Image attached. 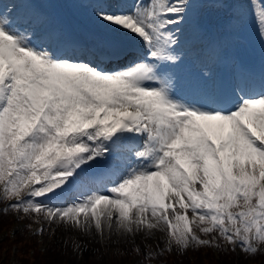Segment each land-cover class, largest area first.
Wrapping results in <instances>:
<instances>
[{
    "label": "snow or ice",
    "instance_id": "obj_1",
    "mask_svg": "<svg viewBox=\"0 0 264 264\" xmlns=\"http://www.w3.org/2000/svg\"><path fill=\"white\" fill-rule=\"evenodd\" d=\"M0 202L74 255L264 254V0H0Z\"/></svg>",
    "mask_w": 264,
    "mask_h": 264
},
{
    "label": "rangeland",
    "instance_id": "obj_2",
    "mask_svg": "<svg viewBox=\"0 0 264 264\" xmlns=\"http://www.w3.org/2000/svg\"><path fill=\"white\" fill-rule=\"evenodd\" d=\"M18 217L14 213H8L3 214L0 212V235L5 234L10 229L11 225H16L18 222L20 223H26V225L23 227L25 228L26 233L29 235L32 234V228L36 225L32 223V220L29 218H23ZM11 221L13 223H11ZM29 225V226H28ZM22 232L20 229L19 233ZM17 234L18 240L22 235ZM36 238V236H34ZM39 240L36 245L43 247V254L41 258H44L45 264H133V261L137 259L134 251H133V245L129 241L128 243H122V244H114L112 243H101L98 240L95 241V246L90 251L86 250L83 252L82 255H74L72 251V244L69 241L68 243L62 242L66 239L65 236H58V234L53 237L51 235L50 231H45L41 237H38ZM32 243V241H31ZM142 246L147 248H152L153 251H158L159 249L155 247L156 241L152 240H143L140 239L139 242ZM33 244V243H32ZM3 245L0 244V248ZM30 244H27V247H30ZM86 248V247H85ZM87 249V248H86ZM194 250H188L185 254H180L178 252H174L172 254V257L169 256L171 264H190L188 262L190 256L193 254ZM231 253V252H230ZM202 256L212 255L210 253H200ZM237 258H231L232 263L231 264H262L263 258H249L237 251L235 253ZM167 254H163L156 259H152L153 261H157L158 264H165L163 261L167 260ZM225 257V256H224ZM228 258V257H227ZM262 258V259H260ZM216 264H228L227 261H222V258L220 261H216L214 256L211 258ZM141 264H151L149 263V260H144V258L140 257ZM151 260V261H152ZM203 261V259H201ZM204 262V261H203ZM15 263V260H14ZM197 263V262H196ZM195 263V264H196ZM13 264V263H12ZM16 264V263H15Z\"/></svg>",
    "mask_w": 264,
    "mask_h": 264
},
{
    "label": "trees",
    "instance_id": "obj_3",
    "mask_svg": "<svg viewBox=\"0 0 264 264\" xmlns=\"http://www.w3.org/2000/svg\"><path fill=\"white\" fill-rule=\"evenodd\" d=\"M21 254L23 256L21 264H45L44 258L43 257L41 258L42 255H39V253L36 250L34 252V256L35 257H34L33 260H31V262L29 261L28 257L25 256V252L24 251ZM263 259H264V257H263ZM195 260H196L195 262L192 261V262H189V263L190 264H195L197 262L196 264H216L212 259H206V261L203 262L199 256H196ZM222 261H227L228 264L232 263V259L229 258V257L227 258V256L223 257ZM262 264H264V260H263Z\"/></svg>",
    "mask_w": 264,
    "mask_h": 264
},
{
    "label": "bare ground",
    "instance_id": "obj_4",
    "mask_svg": "<svg viewBox=\"0 0 264 264\" xmlns=\"http://www.w3.org/2000/svg\"><path fill=\"white\" fill-rule=\"evenodd\" d=\"M209 12H212V9H209ZM212 17H214L216 20H218L219 18L215 15V12L212 13ZM86 27V26H85ZM87 28V27H86ZM83 33L86 35L85 31H83ZM58 236H63L62 233L60 232H57ZM140 237L137 238V242L140 241ZM81 244H84V246L87 248V250H91L92 248H94L95 246V242H93L91 239H84V240H80L79 241ZM124 241L123 240H120V241H117V239L115 237H113V240H112V245H118V244H122ZM125 243V242H124Z\"/></svg>",
    "mask_w": 264,
    "mask_h": 264
}]
</instances>
